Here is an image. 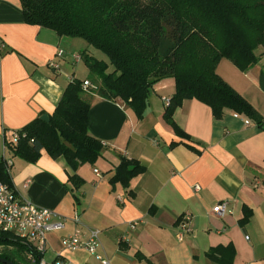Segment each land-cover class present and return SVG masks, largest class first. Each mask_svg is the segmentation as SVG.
Masks as SVG:
<instances>
[{"label":"crops","instance_id":"0c3cea01","mask_svg":"<svg viewBox=\"0 0 264 264\" xmlns=\"http://www.w3.org/2000/svg\"><path fill=\"white\" fill-rule=\"evenodd\" d=\"M0 41L5 45L0 54V161H12L10 176L20 197L64 219L61 229L46 235L45 260L60 255L75 264H99L85 250L61 245V238L77 229L83 234L97 229L100 252L110 264H210L206 253L227 244L235 250L232 264H264V50L246 71L226 58L216 66L217 74L256 110L259 125L230 109L216 119L208 105L187 98L173 113L188 136L178 135L164 118L165 99L175 92L172 77L153 85L141 119L120 98L93 94L88 133L102 143L101 155L73 171L63 157L53 159L44 149L35 162H27L5 148L4 139L10 141L13 131L33 119L51 115L71 79L92 82L83 61L87 44L26 24L19 0H0ZM58 49L63 55L55 58ZM72 54H80L81 66ZM52 60L58 69L49 66ZM122 158L145 167L127 187L110 183ZM73 173L83 179L78 188L69 180ZM220 201L228 204L223 215L213 211ZM185 212L192 232L180 241L177 225ZM246 212L248 220L241 223Z\"/></svg>","mask_w":264,"mask_h":264},{"label":"trees","instance_id":"16d2710c","mask_svg":"<svg viewBox=\"0 0 264 264\" xmlns=\"http://www.w3.org/2000/svg\"><path fill=\"white\" fill-rule=\"evenodd\" d=\"M19 1L26 24L84 40L83 61L96 84L84 90L80 79H71L48 122L37 117L16 130V143L4 139L15 156L35 162L44 149L53 159L63 157L73 171L80 164L95 163L102 143L88 133L92 95L120 98L141 119L153 85L167 77L174 78L175 92L164 118L178 135L188 136L174 122L173 113L187 98L208 105L216 119L230 109L260 124L253 106L217 74L216 66L222 58L240 71L258 63L262 52L255 50H264V0ZM144 170L138 161L122 158L110 183L127 187ZM0 180L13 186L3 160ZM69 180L74 188L83 182L75 173ZM249 215L246 212L241 223ZM0 247L10 249L0 256L16 264H36L40 257L17 236L1 230ZM234 252L227 244L206 255L210 264H232Z\"/></svg>","mask_w":264,"mask_h":264},{"label":"built area","instance_id":"2783aa9c","mask_svg":"<svg viewBox=\"0 0 264 264\" xmlns=\"http://www.w3.org/2000/svg\"><path fill=\"white\" fill-rule=\"evenodd\" d=\"M5 45L0 41V54L4 50ZM63 50L58 49L55 58L61 57ZM72 58L75 62L81 60L80 54H72ZM49 66L58 69L59 65L56 61H50ZM94 88V85L88 80L82 81V89L88 90ZM166 105L169 104V99H165ZM237 116V114H234ZM245 124L249 123V120H244ZM24 136V134H23ZM20 137V134L15 130L11 133V142L16 143ZM5 168L8 173L12 167V161L10 159L3 158ZM98 174L97 170H94ZM199 185H194V190H198ZM227 201H220L213 207V211L218 215H223L227 210ZM55 218V220H54ZM74 220H78L77 216L73 217ZM191 216L189 213H183L178 221V240H183L184 235L192 232L190 226ZM64 226V219L56 216L53 211L33 204L32 202L20 197L13 186H9L7 183L0 180V230L9 232L23 242L27 243L36 254L40 257L36 264H75L71 261L64 260L60 255H57L53 261H47L43 255L47 248L46 235L49 232L59 230ZM131 228L135 227V223L130 224ZM61 245L65 250L76 251L79 249L85 250L88 254L93 256L99 264H110L108 258H106L100 252V240L99 230L89 229L86 234H83L81 230L77 229L72 234L61 238Z\"/></svg>","mask_w":264,"mask_h":264},{"label":"rangeland","instance_id":"374dc122","mask_svg":"<svg viewBox=\"0 0 264 264\" xmlns=\"http://www.w3.org/2000/svg\"><path fill=\"white\" fill-rule=\"evenodd\" d=\"M262 50H263V47L259 46V47L255 50V52H256L257 54H259L260 51H262ZM97 54H98V56L100 55L101 57L107 59L106 55H104L102 52H100V51H98V50H97ZM82 64H83V61H80V62H79V66H81ZM79 68H80V67H78V70H79ZM78 73H79L80 77H83V74H80V71H78ZM91 83L96 84L93 80H92ZM19 239H20V238H19ZM20 240H21V239H20ZM21 241H22V240H21ZM22 242H23V241H22ZM5 250H10V249L4 248V247H0V252L5 251Z\"/></svg>","mask_w":264,"mask_h":264},{"label":"water","instance_id":"95a60500","mask_svg":"<svg viewBox=\"0 0 264 264\" xmlns=\"http://www.w3.org/2000/svg\"><path fill=\"white\" fill-rule=\"evenodd\" d=\"M40 119L45 121V122H48L49 121V116H48V114H43V115L40 116ZM0 263L1 264H16V263H14V262H12V261H10V260L2 257V256H0Z\"/></svg>","mask_w":264,"mask_h":264}]
</instances>
